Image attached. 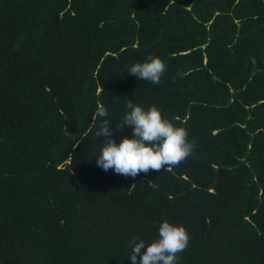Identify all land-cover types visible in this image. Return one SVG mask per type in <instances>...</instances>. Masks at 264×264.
I'll return each instance as SVG.
<instances>
[{"label": "trees", "instance_id": "1", "mask_svg": "<svg viewBox=\"0 0 264 264\" xmlns=\"http://www.w3.org/2000/svg\"><path fill=\"white\" fill-rule=\"evenodd\" d=\"M149 56L158 85L128 74ZM127 100L192 154L98 167L96 110L119 144ZM165 221L190 238L177 264H264V0H0V264H132Z\"/></svg>", "mask_w": 264, "mask_h": 264}, {"label": "clouds", "instance_id": "2", "mask_svg": "<svg viewBox=\"0 0 264 264\" xmlns=\"http://www.w3.org/2000/svg\"><path fill=\"white\" fill-rule=\"evenodd\" d=\"M166 71L161 59L149 56L145 62L133 64L128 74L158 85ZM127 101L129 111L124 113L123 122L115 128L121 130L128 126L132 130V138H122L119 144L112 139L111 123L104 119L108 115L107 109L101 105L96 110L101 122L95 137L106 138L96 156L98 167L105 172L112 169L116 174L135 178L141 173L147 174L150 169L160 171L166 166H179L192 154L194 146L189 142L185 128L175 127L163 118L155 106L145 110L131 100ZM158 236L157 240L147 245L138 237L130 239L131 254L128 259L132 264H177L178 254L186 250L190 239L185 228L165 221L159 226Z\"/></svg>", "mask_w": 264, "mask_h": 264}]
</instances>
